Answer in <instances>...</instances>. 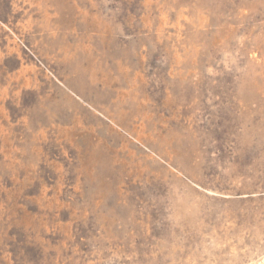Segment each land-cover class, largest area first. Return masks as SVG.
<instances>
[{"label":"rangeland","instance_id":"1","mask_svg":"<svg viewBox=\"0 0 264 264\" xmlns=\"http://www.w3.org/2000/svg\"><path fill=\"white\" fill-rule=\"evenodd\" d=\"M0 264H264V0H0Z\"/></svg>","mask_w":264,"mask_h":264}]
</instances>
